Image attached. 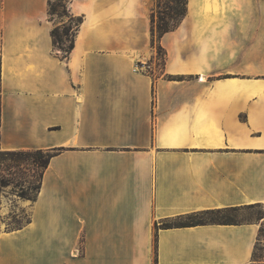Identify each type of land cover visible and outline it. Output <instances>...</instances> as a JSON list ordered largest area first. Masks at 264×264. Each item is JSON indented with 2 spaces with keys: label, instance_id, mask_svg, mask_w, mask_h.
<instances>
[{
  "label": "crops",
  "instance_id": "crops-1",
  "mask_svg": "<svg viewBox=\"0 0 264 264\" xmlns=\"http://www.w3.org/2000/svg\"><path fill=\"white\" fill-rule=\"evenodd\" d=\"M154 2L69 0L65 54L48 0H0V151L54 153L34 199L0 190L29 219L0 264H258L264 217L211 216L264 206V0H187L152 75Z\"/></svg>",
  "mask_w": 264,
  "mask_h": 264
},
{
  "label": "trees",
  "instance_id": "trees-1",
  "mask_svg": "<svg viewBox=\"0 0 264 264\" xmlns=\"http://www.w3.org/2000/svg\"><path fill=\"white\" fill-rule=\"evenodd\" d=\"M66 1V2H65ZM69 0H64V2L62 4H59L62 7V13L66 14L69 16V18L71 20L74 21V26H72L71 24H67V25H55L52 29H51V36L53 39L54 44L58 45L59 47H61L64 51L65 54H67L71 47H72V41L76 32V29L78 28L79 24L82 22V17L80 15L74 16L72 15L69 10H68V3ZM174 1L176 4H178L180 2V0H172ZM186 3L187 0H183L182 6L179 8L174 9V12L172 14H168V15H164V13H162L161 11L158 10V21L155 20V14L154 12L151 13L150 16V30L152 33V36L154 34V28L156 27L157 29V34H156V38L152 39V42L155 41L157 48L158 49H162L161 45H160V38L162 37V35L165 32H168L170 30H172L173 28H175L180 21L182 20L183 16L186 13ZM47 13H48V17L50 19L53 18V16L59 15L57 14V9L56 7L52 4V0H48L47 3ZM10 153H14V154H25L27 159H32L33 160V164L36 165V169H34V178L35 181H26L25 179L23 180H17V184L19 185V187L21 188L20 191L23 192V189L25 188V185L28 183H35V194L34 197L32 199L35 198L36 193L39 190L40 187V183H41V178L44 172V169L46 168V166L48 165V162L50 160V157L54 154L53 152L49 151V150H45V149H18V150H7V151H0V190L3 186H6L10 183H13V181L10 180V178H6L3 174H2V170H1V166L3 163V154H10ZM264 208V206L260 203H255V204H251L248 206V208ZM215 215V214H214ZM213 219H223V220H218L221 222H232V220H229L228 217L223 216L224 218H219L218 214L216 215V218H214L213 216H211ZM264 217L263 211H260L257 214V218H262ZM191 219H195V218H191ZM203 221L202 219L199 220H189L188 222H184L182 223L183 225H192V224H197L199 222ZM165 225H167V223H165ZM264 222L261 223L258 233H257V240L255 242L254 245V249H253V254H252V260L255 263L258 264H264V261H262V255H258V250L263 251L264 250ZM253 264V263H252Z\"/></svg>",
  "mask_w": 264,
  "mask_h": 264
},
{
  "label": "rangeland",
  "instance_id": "rangeland-1",
  "mask_svg": "<svg viewBox=\"0 0 264 264\" xmlns=\"http://www.w3.org/2000/svg\"><path fill=\"white\" fill-rule=\"evenodd\" d=\"M155 4L153 7V11L155 14V20L158 21L157 15H158V10L161 11L162 13H164V15H168V14H172L174 12V9L179 8L182 6L183 0H180V2L178 4H176L174 1L172 0H154ZM64 2V0H52V4L56 7L57 9V14L59 15H54V22H59V25H67V24H71L72 26H74V21L71 20L69 18L68 15L63 14L62 13V7L59 4H62ZM66 2V1H65ZM151 34V42L152 39L156 38V34H157V29L156 27L154 28V34L152 36ZM152 45L155 47V52H154V64L151 62H148L147 64L152 65V69H155L154 71L150 69V73L152 75L155 74H160V70L163 66L164 63V50L162 49H158L156 42L153 41ZM153 62V61H152ZM227 76H231V74L227 75ZM257 77L260 78H264V71L260 72ZM36 165L33 164V160L32 159H27L25 154H14V153H10V154H3V163L1 166V170H2V174L6 177V178H10L11 181H13V183H10L6 186L11 187V189L13 190V197H22V198H27L29 200H32V198L34 197L35 194V183H27L25 185V188L23 189V192L20 191V187L17 184V180H23L25 179L26 181H35L34 178V169H36ZM3 186L1 188V190L4 189ZM4 195V194H3ZM6 196V195H5ZM11 207L12 210H14V214H12L11 219H0V222H2V227L5 229H15V228H19L22 227L23 225H25L29 219H28V210L21 208L18 206V204L16 203H11ZM263 211L264 214V208H245L244 211L241 212H237V213H220L218 214L219 218H224L223 216L226 215V217H228L229 220H252L254 218L257 217V214ZM216 215H212L214 218H216ZM189 220H199V219H174L171 220L170 222H167V224H172V223H184V222H188ZM202 220H206V219H202ZM212 220H223V219H212ZM264 242V241H263ZM258 255H262V258H264V250H258Z\"/></svg>",
  "mask_w": 264,
  "mask_h": 264
},
{
  "label": "built area",
  "instance_id": "built-area-1",
  "mask_svg": "<svg viewBox=\"0 0 264 264\" xmlns=\"http://www.w3.org/2000/svg\"><path fill=\"white\" fill-rule=\"evenodd\" d=\"M151 63L154 64L155 62H151ZM144 65H145V66H142V65H141V66L137 67V69H138V68H143L144 70L147 71V70H149L150 67H151V65H150V64H147V63H144Z\"/></svg>",
  "mask_w": 264,
  "mask_h": 264
},
{
  "label": "bare ground",
  "instance_id": "bare-ground-1",
  "mask_svg": "<svg viewBox=\"0 0 264 264\" xmlns=\"http://www.w3.org/2000/svg\"><path fill=\"white\" fill-rule=\"evenodd\" d=\"M205 6V5H204ZM217 9V8H216Z\"/></svg>",
  "mask_w": 264,
  "mask_h": 264
}]
</instances>
